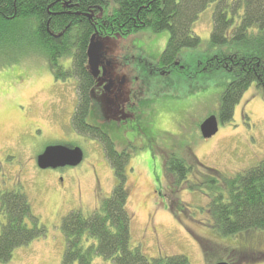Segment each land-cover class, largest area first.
Listing matches in <instances>:
<instances>
[{
  "label": "rangeland",
  "instance_id": "374dc122",
  "mask_svg": "<svg viewBox=\"0 0 264 264\" xmlns=\"http://www.w3.org/2000/svg\"><path fill=\"white\" fill-rule=\"evenodd\" d=\"M214 10L211 3L194 23L201 44L179 54L194 67L192 58L200 62L220 51L211 45ZM169 37L168 30L144 28L100 40L114 62L113 71L122 66L129 84L140 59L159 62ZM24 47L11 53L12 65L0 69V189L22 185L45 234L16 248L11 260L0 264H64L63 218L73 209L90 214L111 195L117 179L101 142L63 127L55 115L62 100L68 111L76 108V78L56 79L40 48L26 43ZM59 63L70 66L69 59ZM191 77L181 82L176 76L152 77L150 85L136 89L132 106L122 114L111 105L105 110L94 91L88 120L131 154L126 170L133 246H141L149 257L184 254L189 264H264V230L223 236L211 221L206 189H191L187 182L176 186L165 172L172 153L193 165L189 180L196 182L205 181L206 168L233 175L263 159L264 86L254 83L233 118L223 123L222 95L235 78L232 67L225 64ZM211 115L218 117L219 130L204 138L200 126ZM58 143L81 146L85 158L65 170L41 168L38 156ZM5 221L0 212V233ZM95 262L109 264L102 258Z\"/></svg>",
  "mask_w": 264,
  "mask_h": 264
},
{
  "label": "trees",
  "instance_id": "16d2710c",
  "mask_svg": "<svg viewBox=\"0 0 264 264\" xmlns=\"http://www.w3.org/2000/svg\"><path fill=\"white\" fill-rule=\"evenodd\" d=\"M211 3H215L211 45L219 46L220 51L200 62L192 58L194 67L179 54L201 44L194 23ZM69 4L80 13H69ZM144 28L170 33L158 62L161 70H170L166 77L176 76L181 82L206 70L225 68V64L232 67L235 78L222 95L223 123L233 118L237 104L254 83L264 86V0H0V69L12 65L11 53L24 51L26 43L40 48L56 79L76 78L74 128L103 144L117 179L111 195L90 214L73 209L63 218L64 264H97V258L109 264L190 263L184 254L149 257L141 246H133L126 170L130 155L119 153L98 127L87 124L94 87L87 53L92 36L128 35ZM62 58L71 60L69 68L59 63ZM177 60L183 68L175 66ZM138 73L147 80L146 72ZM206 169L205 181H190L193 165L185 158L172 153L165 161V172L174 185L187 182L191 189H206L211 221L223 236L264 230V158L233 175ZM0 212L6 220L0 233L2 263L11 260L16 248L43 236L45 229L20 184L0 189Z\"/></svg>",
  "mask_w": 264,
  "mask_h": 264
},
{
  "label": "flooded vegetation",
  "instance_id": "af4514ba",
  "mask_svg": "<svg viewBox=\"0 0 264 264\" xmlns=\"http://www.w3.org/2000/svg\"><path fill=\"white\" fill-rule=\"evenodd\" d=\"M70 1L71 0H69V2ZM71 8H72V5L69 4V13H73V12L75 14L80 13L77 10H71ZM91 10L94 11L95 9L93 8ZM101 53H102V57H101L100 65H99V73L97 76H94L92 74L94 77V87L92 90V107H93V100H94L93 95H94V91H96V97L104 109L106 108V106L111 105L116 112H118L119 114H122V111L126 109L127 105H129L130 107L132 106L133 104L132 102L134 100V93L136 89H140L143 84L144 86L150 85L152 77H156L154 76V73L157 72L158 74H161V76H164L167 73L168 74L171 73L170 70L168 69L161 70L160 66L158 65V62L151 63L148 60L140 59L138 61V66H137L138 68L135 71L136 73L132 72L129 74L131 76V79H130L131 82L128 84L127 75L121 72L122 66L118 65L117 67H115L116 70L118 71L117 73H115L113 71V68H114L113 60L110 59V57L106 54V51L104 49H102ZM69 62L71 63L70 59H69ZM175 66H180V61L178 60L175 61ZM180 67L183 68L184 66L181 65ZM138 71H141L143 73L146 72L148 75L147 80H144V78H142L143 76L140 73H138ZM138 83H141L142 85H140L137 88ZM111 99H112V102L110 101ZM63 101L64 100H62L60 104L58 105L60 109L55 110V115L59 117V120L61 122H63L62 123L64 125L63 127L67 128L71 126L77 133L88 136L89 134L81 133L74 128L73 118H74V114H75L77 106L72 111H68L66 104ZM92 107H91V111H92ZM82 124L85 125L83 121H82ZM87 124L89 125L92 123L88 120ZM99 129L102 131V133L105 136H107L112 142L116 144V141L113 140V138L110 136L109 133L105 132L100 127ZM62 131H63V134L59 135L61 139H63L62 136L64 135V128L62 129ZM64 140H67V139H64ZM58 144L65 145L70 148H75V147L81 148V146H78V145L70 146L64 143H58ZM81 150L83 151L84 158H85V152L82 148ZM117 150L119 153L128 152L129 155L131 156L128 149H121V148L119 149L117 146ZM103 153H104V156H106V151H105L104 146H103ZM67 167L68 166H63V167H58L54 169L65 170Z\"/></svg>",
  "mask_w": 264,
  "mask_h": 264
},
{
  "label": "water",
  "instance_id": "95a60500",
  "mask_svg": "<svg viewBox=\"0 0 264 264\" xmlns=\"http://www.w3.org/2000/svg\"><path fill=\"white\" fill-rule=\"evenodd\" d=\"M89 16L92 17L91 14H89ZM102 49L104 48L100 38L96 34L93 35L87 53L89 68L94 76H97L99 73ZM200 129L204 138H210L214 136L219 130L218 117L216 115L207 117L202 122ZM83 159L84 154L80 147L70 148L65 145H53L49 146L42 154L38 156V165L41 168L76 166L79 165ZM216 264H229V262L219 261Z\"/></svg>",
  "mask_w": 264,
  "mask_h": 264
}]
</instances>
